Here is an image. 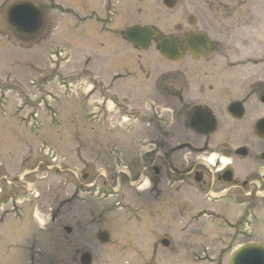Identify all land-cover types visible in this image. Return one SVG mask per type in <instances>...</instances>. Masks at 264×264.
Here are the masks:
<instances>
[{"label": "rangeland", "instance_id": "1", "mask_svg": "<svg viewBox=\"0 0 264 264\" xmlns=\"http://www.w3.org/2000/svg\"><path fill=\"white\" fill-rule=\"evenodd\" d=\"M22 1L44 10L45 26L36 36H15L8 27V8ZM218 1L178 0L168 9L163 0H0V264H81L84 254L92 264H229L231 250L264 245L261 201L240 196L236 202L241 204L221 202L207 209L193 199L180 220L177 209L192 199L194 178L186 175L177 188L166 184L163 203L147 197L150 184L138 190L137 180L133 192L127 185L129 176L136 179L145 167L153 173L152 163L145 166L143 159L155 147L136 146L148 138L147 129H131L127 116L147 109L142 93L156 96L153 84L141 81L163 78V91L168 76L203 71L193 72L188 57L181 63L166 61L154 44L138 51L124 36L134 26L175 36L179 27H193L190 20L197 12L202 25L208 22L214 14L211 3ZM232 1L236 8L242 4ZM131 73L135 80L115 79ZM185 80L190 82L175 84L193 89V78ZM186 103L176 106L180 121L165 133L174 143L193 137L185 125ZM174 148L164 153L173 165L165 168L169 176L209 158L200 143ZM208 148L220 156L215 145ZM120 184L123 191L115 196ZM172 198L178 206H169ZM220 209L229 224H241L245 237L230 242L226 221L213 217ZM104 232L110 235L106 244L98 239ZM164 239L169 250L161 244ZM206 239L222 243L205 250Z\"/></svg>", "mask_w": 264, "mask_h": 264}, {"label": "flooded vegetation", "instance_id": "2", "mask_svg": "<svg viewBox=\"0 0 264 264\" xmlns=\"http://www.w3.org/2000/svg\"><path fill=\"white\" fill-rule=\"evenodd\" d=\"M241 3L236 8L232 0L212 2L213 19L210 18L208 22L205 20L202 25L201 15L197 12L198 16H193L190 20L193 27L181 26L177 35H169L177 42L182 57L178 62L164 59L171 63H181L188 57L189 68H193V72L203 71V74L193 73V77L185 74L168 76L166 80H169V84L164 85L167 90L163 91L160 86L166 82L165 79L150 80L151 77L148 76L141 83H152L156 96L142 93V102L147 103L146 110L139 109L128 115L127 107L125 110L131 129L143 126L148 132V138L137 140L136 146L155 147L146 150V158L143 159L145 166L152 163L148 166L153 173L148 175L146 172L149 169L145 167L143 173L135 176L136 179L131 174L134 179L129 176L128 188L133 192L136 187L132 184L137 180L140 181L136 189L148 183L150 186L146 192L147 197L154 202L163 203L166 184L168 188H177L178 183L184 182L186 175L189 179L194 178L195 186L189 188L192 199L183 208L177 209L180 220L185 218L188 208H192L193 199L206 204L203 207L207 209H216L215 206L221 202L241 204L240 199L236 202L240 196H246L250 202L257 200L264 204V30L260 28L264 21V0L259 4L252 3V0H241ZM191 35L193 42L186 43ZM163 37L160 34L154 43ZM116 75L115 79L121 83L136 79L132 73L127 74L126 79L120 74ZM187 77L193 78V89L188 84L180 89L175 82L188 83L190 80H185ZM111 92L109 90V94ZM133 93L136 95L137 91ZM185 102L189 106L185 125L193 137L174 143L175 140L165 133L180 121V110L176 106ZM199 143L206 146L205 153L209 154V158L213 157L203 159L205 164L197 163L196 160L194 167L191 165L188 172L173 171L171 173L176 176H169L165 168L172 169L173 165L170 160L165 159L166 148L174 145L176 152ZM212 145H215V151L220 156L215 158L212 155L213 151L208 148ZM159 161H163V166L156 165ZM202 168H206V173L201 171ZM120 185L121 189L115 196L123 191L122 184ZM174 200L172 198L169 206L176 204H173ZM242 205L245 203L242 202ZM252 205L259 211V205ZM219 211L213 217L219 221L225 220L227 212L222 209ZM244 213L246 215L248 211L244 210ZM224 225L233 233L230 242L245 237V231L239 230L241 224L232 225L226 221ZM165 241L168 240H162L161 244L169 250L171 244L168 241L166 246ZM203 242L205 247H200L205 250H213L215 243H222L213 239ZM238 248L231 250L230 257ZM224 251L227 254L230 252L228 249Z\"/></svg>", "mask_w": 264, "mask_h": 264}, {"label": "water", "instance_id": "3", "mask_svg": "<svg viewBox=\"0 0 264 264\" xmlns=\"http://www.w3.org/2000/svg\"><path fill=\"white\" fill-rule=\"evenodd\" d=\"M164 4L172 9L176 6L177 0H164ZM7 21L15 35L33 36L38 34L44 26V12L39 5L33 2H17L9 7ZM157 35L158 33L152 27L135 26L127 32L126 39L137 49L147 51ZM189 42H193V35L187 39V43ZM156 48L163 56L172 61H177L182 57L178 44L172 37L161 39ZM205 48L207 50L208 46ZM70 231L68 230V232ZM99 240L102 243H107L109 236L102 233ZM164 244L167 246L168 242ZM81 264H92L91 256L84 254ZM231 264H264V246L252 244L240 249L232 257Z\"/></svg>", "mask_w": 264, "mask_h": 264}, {"label": "bare ground", "instance_id": "4", "mask_svg": "<svg viewBox=\"0 0 264 264\" xmlns=\"http://www.w3.org/2000/svg\"><path fill=\"white\" fill-rule=\"evenodd\" d=\"M212 161V160H211Z\"/></svg>", "mask_w": 264, "mask_h": 264}]
</instances>
